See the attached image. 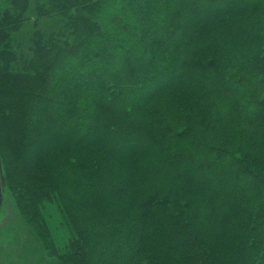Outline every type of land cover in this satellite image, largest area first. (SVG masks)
<instances>
[{
	"label": "trees",
	"instance_id": "trees-1",
	"mask_svg": "<svg viewBox=\"0 0 264 264\" xmlns=\"http://www.w3.org/2000/svg\"><path fill=\"white\" fill-rule=\"evenodd\" d=\"M4 1L0 157L49 264H264V0H38L30 44Z\"/></svg>",
	"mask_w": 264,
	"mask_h": 264
},
{
	"label": "rangeland",
	"instance_id": "rangeland-1",
	"mask_svg": "<svg viewBox=\"0 0 264 264\" xmlns=\"http://www.w3.org/2000/svg\"><path fill=\"white\" fill-rule=\"evenodd\" d=\"M2 3L9 1L0 0ZM55 0H41V4L49 9L48 3ZM38 0L31 1L29 11L30 19L21 23L20 30L15 34V39H22L24 43H32L33 34L36 29L45 34V38L53 35V28L60 23L62 18L58 13L53 15H40L37 10ZM63 19L65 17L63 16ZM6 170L0 157L1 196L3 203L0 209V264H49L52 261L50 252L45 246L41 231L29 222L27 214L24 213L18 196L12 191L6 179ZM46 201L43 203V215L49 226V233L56 244L57 250L61 252L73 230L65 215L59 200Z\"/></svg>",
	"mask_w": 264,
	"mask_h": 264
},
{
	"label": "water",
	"instance_id": "water-1",
	"mask_svg": "<svg viewBox=\"0 0 264 264\" xmlns=\"http://www.w3.org/2000/svg\"><path fill=\"white\" fill-rule=\"evenodd\" d=\"M1 188H2V186H1V175H0V191H1Z\"/></svg>",
	"mask_w": 264,
	"mask_h": 264
}]
</instances>
